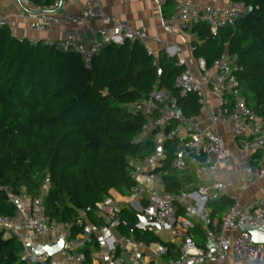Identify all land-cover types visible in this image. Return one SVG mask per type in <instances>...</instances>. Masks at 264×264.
Here are the masks:
<instances>
[{"label":"built area","instance_id":"1","mask_svg":"<svg viewBox=\"0 0 264 264\" xmlns=\"http://www.w3.org/2000/svg\"><path fill=\"white\" fill-rule=\"evenodd\" d=\"M62 1L55 0L50 7L31 12L30 27L41 32L65 24L68 28L63 38H48L45 42L59 51L78 54L86 68L92 67L94 57L106 45H120L127 40L143 43L147 51L154 54L147 45L150 38L147 31L108 14L102 0H89L83 11L60 18L54 10L61 6ZM247 8L244 3L231 0H177L174 14L164 19L163 27L168 33L186 35L192 46L196 36L191 29L195 25L208 23L211 33L216 35L220 28L233 26L243 19ZM0 27L14 29L6 16H0ZM156 39L161 42L158 36ZM165 49L185 68L176 79L179 94L197 93L201 112L207 111L213 126L224 123L232 127L246 159L247 176L240 191L264 179V120L248 106L242 93L239 73L243 67L238 63L237 55L226 53L208 67L204 58H195L191 65L183 49L173 41L165 42ZM157 73L159 77L162 75L161 67ZM208 93L217 100L216 110L207 107ZM128 108L144 118L139 140L151 141L154 151L145 159L129 158L128 173L134 184L125 195L126 207L107 199L97 203L96 215L101 220L98 225L80 211L76 225L82 230L72 236L70 223L58 222L48 216L45 207L47 188L35 196L26 190L10 195L16 212L13 216L0 217V230L19 239L26 262L84 264V248L96 236L101 243H110L108 249L113 256L119 254L116 264H228L231 256L245 264H256L264 245L254 243L242 227L264 226V198L241 206L240 192L232 180L218 177L221 165L231 156L225 137L217 131L207 130L199 115H186L178 104V98L162 86L160 80L148 95L128 104ZM168 143L174 146L172 168L184 176L187 168L193 166L199 180L198 183L187 180L179 193L167 190L165 177L168 171L156 172L168 158L169 152L165 147ZM140 177L144 179L140 180ZM221 196H228L233 204L223 214L219 227L214 229L208 203ZM143 200L147 201L146 206L142 204ZM124 209L137 217L144 215L149 224L139 231L149 232L155 239L146 241L134 233L117 237L120 213ZM199 226L206 231L204 246L198 245L194 237ZM164 233L166 238L162 237ZM68 235L70 239L64 242L57 254H34L33 249L41 244V238L50 244ZM210 243L213 249L209 248Z\"/></svg>","mask_w":264,"mask_h":264},{"label":"trees","instance_id":"2","mask_svg":"<svg viewBox=\"0 0 264 264\" xmlns=\"http://www.w3.org/2000/svg\"><path fill=\"white\" fill-rule=\"evenodd\" d=\"M28 1L38 8L55 2ZM231 1L252 10L216 35L208 23L195 25L193 55L210 67L224 54H236L243 67L242 93L264 120V0ZM184 69L175 57L150 54L143 43L128 40L102 48L86 68L76 53L59 51L44 40L20 39L8 27H0V217L16 212L10 195L26 190L35 196L47 188L48 216L70 223L72 236L82 230L76 225L80 211L94 225L100 224L97 203L110 190L127 192L134 184L129 158L145 159L154 151L151 141L139 140L144 118L132 113L128 104L148 95L160 80L186 115L200 114L198 94L181 96L175 86ZM165 147L168 158L156 172L168 171L167 190L179 193L184 184L172 168L174 146ZM232 204L228 196L209 202L213 219L221 221ZM136 219L122 210L119 230L128 234L127 224ZM198 233V245L204 246L207 235L202 226ZM136 235L146 241L154 238L149 232ZM92 244L99 246L93 237L84 248V264H93ZM22 250L16 236L0 230V264H31Z\"/></svg>","mask_w":264,"mask_h":264},{"label":"crops","instance_id":"3","mask_svg":"<svg viewBox=\"0 0 264 264\" xmlns=\"http://www.w3.org/2000/svg\"><path fill=\"white\" fill-rule=\"evenodd\" d=\"M88 1L89 0H63L61 6L55 9L54 13L60 18L67 14L79 13L86 8ZM102 4L108 14L116 15L121 19L128 20L134 27L147 31L150 36L147 41V45L153 50L156 56H158L160 52H163L168 57H171L165 49V42L173 41L183 49L187 61L192 65L193 60L196 57L193 55V49L191 44L188 42L187 36L183 34L168 33L163 27L164 19L169 18L174 14L177 0H102ZM35 10H38V7L29 1L0 0V16H6L13 24L14 29L12 30V33L14 36L20 39L27 38L35 42L40 40L46 41L48 38L58 40L65 36L68 27L62 23L54 26L51 30H45L41 32L32 30L30 27L32 22L30 14ZM157 36L160 38L161 42L157 41ZM207 101V107L209 110L217 109V100L213 98L210 93L207 94ZM199 119L207 130L217 131L225 137L228 148L231 152V156L226 163L221 165L218 172V177L222 180H232L235 189L240 192L241 206H246L264 198V179L259 180L247 190L240 191V187L244 183L247 176L246 159L242 154L239 142L233 133L232 127L224 123L213 126L208 120L207 111L201 112L199 114ZM261 155L262 154L258 155V158H260ZM195 171L196 170L193 166H189L185 171L184 176H182L177 171L178 178L183 182L184 185L187 180H193L195 183H198L199 180ZM143 179V177H140V180ZM202 180L203 179L201 178V181ZM126 193L127 192H121L116 189H112L109 191V195L105 199L118 202L124 208L126 207ZM144 203L147 204V201L143 200L142 204L144 205ZM136 218L137 219L134 222H138V217L136 216ZM220 222L221 221L216 218L213 219L212 228L217 229ZM199 229H201L200 226L194 231V237L197 243L201 236L198 233ZM136 232H134L135 235ZM129 233L130 232L128 231V234ZM121 234L125 233H122L118 228L116 231V236L119 237ZM93 237L99 243V246L93 245L94 243L90 245L93 264L118 263L119 257L117 256L119 254L116 253L117 256H113V254L108 249L110 243L106 245L105 243H101L96 236ZM44 241L45 238L40 239L41 244L44 243ZM170 247L173 246L170 245ZM228 264L245 263L240 262L236 260L235 257L231 256L229 258ZM256 264H264V250L258 253Z\"/></svg>","mask_w":264,"mask_h":264},{"label":"water","instance_id":"4","mask_svg":"<svg viewBox=\"0 0 264 264\" xmlns=\"http://www.w3.org/2000/svg\"><path fill=\"white\" fill-rule=\"evenodd\" d=\"M251 10H252V7H248L247 14H249ZM105 47H107V45ZM148 224L149 223L146 221L144 215L139 214L138 222H131L127 224V228L130 233H134L139 230H144ZM150 224L153 225L154 223L150 222ZM242 230L248 232L251 235L254 243L264 245V226L248 225V226H243ZM69 239H70V236L68 235L66 237H59L56 242H53L50 244L48 243L39 244L33 249V252L35 255H39V256L45 253H47L50 256H53L62 249L64 242L68 241ZM209 248L213 249V246L211 243L209 244Z\"/></svg>","mask_w":264,"mask_h":264},{"label":"rangeland","instance_id":"5","mask_svg":"<svg viewBox=\"0 0 264 264\" xmlns=\"http://www.w3.org/2000/svg\"><path fill=\"white\" fill-rule=\"evenodd\" d=\"M144 206H146V204L144 203ZM162 237L163 238H166V235H165V233L164 234H162Z\"/></svg>","mask_w":264,"mask_h":264}]
</instances>
